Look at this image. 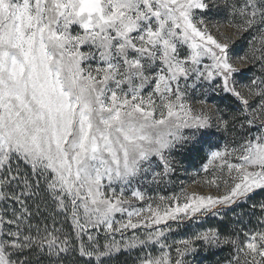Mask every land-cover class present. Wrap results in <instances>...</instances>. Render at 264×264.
I'll list each match as a JSON object with an SVG mask.
<instances>
[{
  "label": "snow or ice",
  "instance_id": "snow-or-ice-1",
  "mask_svg": "<svg viewBox=\"0 0 264 264\" xmlns=\"http://www.w3.org/2000/svg\"><path fill=\"white\" fill-rule=\"evenodd\" d=\"M218 249L264 264V0H0V264Z\"/></svg>",
  "mask_w": 264,
  "mask_h": 264
},
{
  "label": "trees",
  "instance_id": "trees-1",
  "mask_svg": "<svg viewBox=\"0 0 264 264\" xmlns=\"http://www.w3.org/2000/svg\"><path fill=\"white\" fill-rule=\"evenodd\" d=\"M223 144V141L220 142ZM205 154L203 152L193 154L191 156H188L186 159H184L185 166H190L192 168H199L203 163H205ZM246 211V209H245ZM210 224H215L216 221L212 220L209 222ZM253 223L255 221L253 220ZM185 235V232L181 230L179 237ZM230 258V253L226 249H218L211 253H203L197 257V261H202L203 264H225L227 259ZM132 257L124 256L121 258V260L118 262V264H131Z\"/></svg>",
  "mask_w": 264,
  "mask_h": 264
},
{
  "label": "rangeland",
  "instance_id": "rangeland-1",
  "mask_svg": "<svg viewBox=\"0 0 264 264\" xmlns=\"http://www.w3.org/2000/svg\"><path fill=\"white\" fill-rule=\"evenodd\" d=\"M188 171H183L180 170L177 172L176 174V183L175 185H173V188L175 190H178L179 187L181 186H187L189 184H191V187L188 189L189 191H205L206 189L202 188V187H198L196 184L193 183V181L199 179V177L195 176L194 173L197 172L199 168H192L190 166H185ZM182 182V183H181ZM173 189L170 188L167 190L168 193H170ZM180 235V233L178 234ZM177 238H179V236H177Z\"/></svg>",
  "mask_w": 264,
  "mask_h": 264
}]
</instances>
